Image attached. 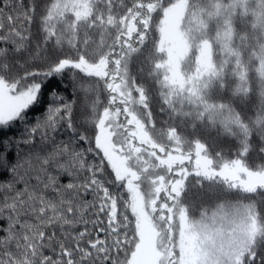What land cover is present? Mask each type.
Instances as JSON below:
<instances>
[{
    "label": "snow or ice",
    "instance_id": "snow-or-ice-1",
    "mask_svg": "<svg viewBox=\"0 0 264 264\" xmlns=\"http://www.w3.org/2000/svg\"><path fill=\"white\" fill-rule=\"evenodd\" d=\"M13 128L0 264H264V0H0Z\"/></svg>",
    "mask_w": 264,
    "mask_h": 264
},
{
    "label": "trees",
    "instance_id": "trees-1",
    "mask_svg": "<svg viewBox=\"0 0 264 264\" xmlns=\"http://www.w3.org/2000/svg\"><path fill=\"white\" fill-rule=\"evenodd\" d=\"M27 3L28 0H25ZM63 88L64 85H61ZM71 94V89H68V93ZM39 115V111H35L29 115V119H34L35 116ZM20 135V128H13L11 131H6V135L3 136L0 139H3L4 143H8V141H15L19 138ZM59 138V137H58ZM23 153H21V156ZM6 159L8 161L9 167L11 164H14L17 162V147L15 143L8 144L7 152H6ZM9 179V172L3 168H0V182H4ZM64 182H66V178H62ZM195 195V193H194Z\"/></svg>",
    "mask_w": 264,
    "mask_h": 264
}]
</instances>
